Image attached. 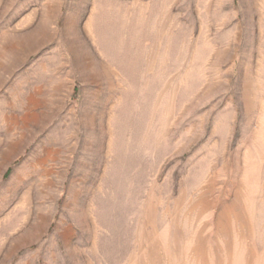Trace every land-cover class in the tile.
I'll return each mask as SVG.
<instances>
[{
	"label": "rangeland",
	"instance_id": "374dc122",
	"mask_svg": "<svg viewBox=\"0 0 264 264\" xmlns=\"http://www.w3.org/2000/svg\"><path fill=\"white\" fill-rule=\"evenodd\" d=\"M0 264H264V0H0Z\"/></svg>",
	"mask_w": 264,
	"mask_h": 264
}]
</instances>
